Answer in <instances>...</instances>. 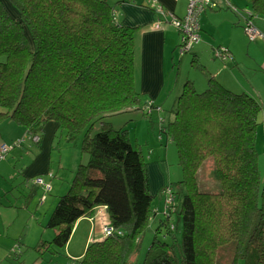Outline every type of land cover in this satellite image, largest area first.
<instances>
[{"label":"trees","instance_id":"16d2710c","mask_svg":"<svg viewBox=\"0 0 264 264\" xmlns=\"http://www.w3.org/2000/svg\"><path fill=\"white\" fill-rule=\"evenodd\" d=\"M7 1L17 17L0 0V125L10 120L24 134L0 143L11 147L0 151V161L11 151L33 155L51 121L58 124L56 137L77 146L88 158L78 166L46 221L44 228L54 232L53 238L40 242L38 248L53 252L64 248L75 222L105 207L112 234L90 243L72 264H216L219 250L230 242L235 245L231 264L239 260L264 264V184H260L255 146L261 105L214 77L201 92L187 79L173 119L165 124L158 118L160 142L169 140L177 150L182 172L178 188L185 193L178 204L179 195L172 189L175 204L169 208L163 204L158 211L153 208L155 197L149 192L141 146L128 129L110 122L112 117L142 110L152 125L149 114L155 107L162 110L143 103L135 88L137 29L116 22V4L109 0ZM122 1L135 4V0ZM223 1L228 9L233 6ZM245 1L254 24L257 18L264 19V0ZM142 4L150 9L148 0ZM175 28L180 39L173 52L177 48L178 53L184 37L182 28ZM213 57L222 63L233 60L225 47L214 48ZM191 66L203 69L196 58ZM96 125L98 132L93 134ZM207 159L215 168L212 174L220 187L216 193L200 190L198 174ZM50 174L39 176L50 186L47 191L34 182L37 177L25 181L32 192L29 198L39 190L40 202L45 200L52 190ZM157 214L163 218L138 262L142 236ZM174 214L181 222L180 237L170 223ZM161 226L163 237L158 234Z\"/></svg>","mask_w":264,"mask_h":264},{"label":"crops","instance_id":"0c3cea01","mask_svg":"<svg viewBox=\"0 0 264 264\" xmlns=\"http://www.w3.org/2000/svg\"><path fill=\"white\" fill-rule=\"evenodd\" d=\"M156 1L163 7L164 16H158L155 12L142 6L143 0H135V4L123 2L122 0H113V4H116V22L121 25L137 29L134 39V78L137 92H139V94L142 96V99L144 97L148 98L143 100V103H153L150 101V99L153 100L154 98L152 97H158L162 93L166 78L165 62L167 61V45H169L172 52L179 44V41L177 43V37L180 39L179 32L169 20L172 17H184L187 6V0ZM228 1L234 7H240V0ZM217 4L219 6L218 9H207L201 14L199 18V37L200 41L202 42L203 50L196 52L195 58L197 62H199L203 67L202 72L205 73L206 81L200 75L190 81L192 83H198V87L201 90H196L201 92L207 87L208 75H206V73H209L210 77H214L220 84L229 88L233 92L234 89H241L242 92L239 93H246L244 91L247 88L243 85L242 78L238 77L234 70L228 69L218 60H214L213 57L214 48L225 47L231 52L233 57L232 61H234V63H240L238 51L242 41L244 40V35L241 28V25H243L242 19L236 16L230 9H228L226 3H224L223 0L217 1ZM158 22L160 27L157 28L156 24ZM257 22L259 23V26L257 25ZM255 25L259 31L264 34V19L257 18L255 20ZM259 40L264 39H255L250 43L255 42L256 46L254 47L260 48L264 41ZM257 56L258 57L255 56L254 58L257 65V75L254 77V82H256V85L254 86V93H256L257 98L260 100L264 98V89L258 88V86L264 87V57L259 58V55ZM232 66L233 63H228V67ZM178 79L179 75L177 74V87L180 85V79ZM186 81L188 80L183 81V85ZM246 94L250 95L257 101L256 97L248 93ZM153 104L158 106L156 101H154ZM160 107L163 108V106ZM155 108L153 110H155ZM142 113L145 112L141 110L118 115L110 118V122L114 127H124L128 129L135 137L136 142L141 146V150L145 158L149 192L152 197H155L154 200H156V193L160 192L162 188L165 187V185L169 184V168L167 169L166 167V161L161 160V154L159 152L156 153L158 147L151 144L149 135H147L148 131L156 126L159 112L156 110L149 114L152 125L149 124V120H146L143 117ZM153 113L156 114V119L153 117ZM263 120L264 111H262L261 106L259 121ZM130 126H132V129ZM10 128L14 131L9 136L10 139L5 141L3 140L2 136H0V143L9 141L11 142L21 138V136H18L22 132L21 128ZM57 128L58 124L55 122H49L45 126L43 138L40 141L38 149L32 152L34 153L33 155L29 156L24 152L19 151L18 155H14L15 157L11 156V161H9V163L0 161V173L9 175L12 180L16 179L17 173H22V179L24 181H29L30 179L39 177L41 175L51 176L50 173L54 175L51 181L52 190L48 195L49 197L47 196L42 202H40L41 192L39 190L35 197L30 196L29 198L28 195L32 194L30 191L31 188L29 187L25 189V195L20 194L16 199L17 205H19L21 208L25 207V204H33L34 202L37 204L38 212L40 213L41 210L43 211V215H40L42 220L41 222L39 221L38 224L35 223V214L26 216L28 219L23 220L20 219L21 212H18L16 216H10L11 211L8 210L13 207L12 202L8 201L3 207L2 204H0V240H6L8 234L11 235V237H13L15 240V242L13 240H9V244L4 248L2 242H0V251L3 254L12 251V249L15 248L16 242L20 244V241H24V243H26L28 239H31V245H35L34 239L40 235H43V232L41 233L40 230L45 226L46 221L58 200V197L63 195V193L68 189V185L78 166L87 162V155L81 153L77 146H71L64 140L63 137H56ZM157 132L158 130L156 133ZM157 139L159 140V138H156V141L159 143L161 140L158 141ZM169 143V140L160 142V144L166 149H168ZM69 150H71V152L74 150L75 157L72 158L69 163L67 162L65 164L62 162V159L65 156V153H67ZM169 151L170 149L168 152ZM56 159L58 160L55 162ZM164 175H166L167 178ZM151 186L155 187L156 189L151 190ZM51 194H53V196H51ZM158 201L156 202V205L153 206V208L162 210V198H158ZM29 206L26 208L29 209ZM22 212L26 213L27 211ZM161 218L163 217L160 214H157L153 218V221H160ZM105 224H110L105 207H98L95 209L93 216L82 217L75 222L67 245L60 249L62 251V255L68 260L66 264H72L74 261L80 259L84 255L86 248L90 243L100 241L104 238L102 227ZM32 228L34 232L30 233Z\"/></svg>","mask_w":264,"mask_h":264},{"label":"rangeland","instance_id":"374dc122","mask_svg":"<svg viewBox=\"0 0 264 264\" xmlns=\"http://www.w3.org/2000/svg\"><path fill=\"white\" fill-rule=\"evenodd\" d=\"M1 1L3 2L4 6L9 11V13L13 17L16 18L17 12L12 7V5L7 0H1ZM109 1L111 3L113 2V0H109ZM238 8L240 11L250 10V6L248 3H246L245 0H240V7ZM257 25L259 26L258 22H257ZM241 28H242V33L244 35V40L242 41L240 49L238 51L240 63H234V61L230 60L228 61V63H233L232 67H228V63H223L222 65H225V67H227L228 69L234 70L235 73L238 75V77L242 78V83L247 88L244 92L256 97L257 101L262 106V111H264V98L259 100L256 96V93H254V90H255L254 86L256 85V82H254V77L257 75V72H256L257 65H256L254 58L255 56L258 57L257 55H259V58L264 57V43L261 44L260 48L254 47L256 46L255 42L250 43L247 39V36L245 35L243 25H241ZM26 29L27 28L24 27V32L28 36L30 46H32L33 42L30 38L29 32L26 31ZM178 41H179V37H177V43ZM259 41H264V40H259ZM200 42L195 44L196 46L194 45L191 51L185 53L181 58L178 56L177 48L175 49L174 52L173 51L171 52L169 45H167V48H166L167 61L165 62V77L166 78H165V81L163 78V81H164L163 90L160 96L152 97L154 98L153 100L157 102L158 106H163L162 110L160 111L157 110V112H159V117H162L165 120V124H168V121L172 120L174 117L173 115H174V111L176 107V100L178 96L181 94L183 81L187 79L192 80L194 78H197L198 75L203 77V79L206 81L205 73L202 72L203 69H193V67L191 66V61L193 58L196 57V52L203 50L202 42L201 43ZM253 63L255 66L253 65ZM177 74L179 75V79H180V85L178 87L176 85ZM242 74L244 75V77ZM206 75H208V78L210 77L209 73H206ZM193 84L198 91L201 90L198 87V83H193ZM258 88L264 89V87H260V86H258ZM239 92H242V90L234 89V93L238 94ZM146 99L148 98L147 97L143 98V100H146ZM153 100L150 99V101L154 103ZM153 111H156V110H153ZM153 117L156 119L155 113H153ZM158 118H157L156 126L151 128L148 131L147 135H149V140L151 144L158 147V150L156 151V153L159 152L161 154V160L166 161V167L167 169L169 168V177H168L169 184L165 185V187L167 186L171 187V189L175 191L176 196L177 194L179 195L177 202L178 204H180L181 198L183 194L185 193L184 191L185 189L178 188L179 187L178 182L181 181L182 179V172H181V168L178 165L177 150L174 144L171 142L168 144V149H166L164 146L160 144V141L158 139L157 140L159 141V143L156 141V138H158V132L156 133V131L159 128ZM50 123H53V121H51ZM10 127L21 128L22 132L18 136H21V138L23 137L24 129L22 127L17 126L15 123L11 122L10 120H7L0 125V132H1V136L3 140L5 141L9 140L10 139L9 136L14 132L13 129H11ZM98 128H99L98 125H96L93 131V134H96L98 132L97 131ZM130 128L132 129V126H130ZM132 139L134 140L135 137H132ZM255 146H256L257 158H258L257 163H258V169H259L260 184L262 186L264 184V120L259 121ZM169 149L170 151L168 152ZM18 153L19 151H11L8 157L2 161L9 163V161H11V156H14V155L16 156L18 155ZM74 153H75L74 150L73 152L69 150L67 153H65V156L63 157L62 162L65 164L67 162L69 163L70 160H72V158L75 157ZM53 159H54V156H53ZM57 160L58 159H56L55 162ZM214 169L215 168H214V165L211 159H207L206 164L201 167L199 174H198L199 185H200L201 191L214 192V193L220 191V187L218 183L214 181V176L212 174ZM164 176L167 178L166 175ZM165 187H163L160 192L156 193V200H154L153 206L156 205L158 198L159 199L162 198V203L164 204L165 198L163 195V189ZM26 188H27V185L25 184V181L22 179V173H17V177L15 180H12L9 177V175L0 173V204H2V207L5 204H7L8 201H10L13 203V207L10 208V210H8V211H11L10 216L12 215L16 216L18 212H21L20 219L26 220L28 219L26 218V216H31L32 214H35L36 216L35 223L38 224V222L39 221L41 222L42 220V217L40 215H43V211L41 210L40 213L38 212V206L35 202L33 204H28V206L30 205L29 209H27L26 206L21 208L19 207V205H17V200H16L17 197L20 194L25 195L24 191ZM155 189H156L155 187L151 186V190H155ZM66 191L63 194H65ZM51 196H53V194H51ZM4 210L6 211L5 208ZM22 211H27V212L25 213ZM174 215L175 216L172 218L170 223H172L175 226L174 233L177 235V237H180L181 222L180 220H178L177 214H174ZM158 225H159L158 220L155 222L152 220L149 231L142 236L141 241L143 244L141 245L140 252L137 255L138 262L143 261L145 257V253L154 237V233ZM161 230L162 231L158 232L159 237L161 236L163 237L164 232H165V227L161 226ZM40 231L41 233L43 232V235H40L39 237L34 239L35 245H31V242H30L31 239H28L26 243H24V241H20L21 242L20 244L16 242L15 248L12 249V251L10 252L3 254L0 251V264H66L68 260L62 255V251L60 249H57L56 252H53V251L46 250V249L42 251L40 248H38V244L40 245V242H48L51 240L53 236V232L51 231V229H46L42 227ZM33 232L34 230L32 228L30 230V233H33ZM9 240H13L15 242L13 237H11V235L9 234L6 237V240H0V242H2L3 244V248L9 244ZM234 249H235V245L233 242H230L226 246L222 247L217 254L216 264H231L233 260ZM237 264H243V261L239 260Z\"/></svg>","mask_w":264,"mask_h":264},{"label":"built area","instance_id":"2783aa9c","mask_svg":"<svg viewBox=\"0 0 264 264\" xmlns=\"http://www.w3.org/2000/svg\"><path fill=\"white\" fill-rule=\"evenodd\" d=\"M148 7L151 11L155 12L158 16H164V10L161 5L158 4L156 0H148ZM216 4L214 0H187V7H186V13L184 17L181 20H178L175 17H172L170 19V22L175 27L182 28V34H183V42L184 46L182 49L178 52V56L182 55V53H185L188 51L193 44L198 42L199 36H198V28H199V14L205 9V8H215ZM231 11L237 15L239 18L242 19L243 22V29L245 32V35L247 36V39L252 42L255 39H264V34L259 31V29L254 24V17L253 14L249 11H240L238 8H235L233 6L230 7ZM156 27H159V22L156 24ZM225 53V59L227 58L226 50H223ZM218 56H222L220 53L217 54ZM160 139V138H159ZM11 147L3 144L0 146V151L5 152L10 150ZM35 183L42 185L45 188V191L50 189V186L43 182V179L40 177H37L34 180ZM163 195H164V204L166 205V208L172 207L175 204V197L173 190L171 187L167 186L163 189ZM104 236H109L113 232V228L109 224H105L102 227Z\"/></svg>","mask_w":264,"mask_h":264}]
</instances>
